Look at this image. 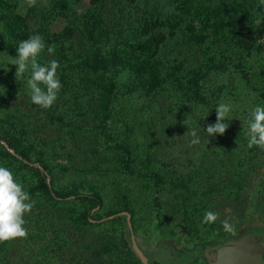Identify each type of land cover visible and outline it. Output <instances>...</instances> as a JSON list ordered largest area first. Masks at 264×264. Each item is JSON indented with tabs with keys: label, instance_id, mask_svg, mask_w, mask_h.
<instances>
[{
	"label": "rangeland",
	"instance_id": "obj_1",
	"mask_svg": "<svg viewBox=\"0 0 264 264\" xmlns=\"http://www.w3.org/2000/svg\"><path fill=\"white\" fill-rule=\"evenodd\" d=\"M8 1L13 9L0 3V38L7 44L15 42L11 29L13 20L20 21L17 16L39 25L43 13L55 12L49 28L61 33L69 25L76 27L74 10L84 12L98 3L71 0L73 6L62 10L53 0H37L32 6L30 0ZM119 1L135 26L149 13L165 19L191 12L182 14L185 21L175 35L163 27L169 37L159 58L166 75L178 61L182 70L204 68V99L173 77L152 89L126 66H111L102 78L88 68L94 62L87 58L98 50L107 55L113 42L94 45L78 32L72 39L46 42L54 52L46 47L38 57L41 63L57 60L63 80L56 101L41 108L16 79L17 65L7 67L16 54L0 47V165L12 170L35 201L24 215L26 235L0 241V264H141L132 248L133 235L157 264H208L214 247L264 229V211L242 220L227 194H253L263 177L258 168H251L249 177L242 172L249 168L246 158H254V166L261 162L253 155L264 149L250 147L245 134L249 111L264 105V6L258 0ZM204 7L215 9L218 19L242 21L247 30L213 33L206 15H193ZM190 20L209 33L204 42L187 41ZM96 78L113 83L112 93L94 84ZM220 103L234 106L224 121L228 127L208 137L204 129L217 121ZM190 126L197 129L199 143L191 142ZM240 179L250 184L244 190L233 185ZM70 192L79 197L63 196ZM121 210L132 212L131 231L124 217L99 223L85 218L88 212L97 217ZM207 210L217 214L216 224L204 223ZM224 220L232 224L230 232L223 229Z\"/></svg>",
	"mask_w": 264,
	"mask_h": 264
},
{
	"label": "trees",
	"instance_id": "obj_2",
	"mask_svg": "<svg viewBox=\"0 0 264 264\" xmlns=\"http://www.w3.org/2000/svg\"><path fill=\"white\" fill-rule=\"evenodd\" d=\"M16 2L20 0H15ZM37 0H35L36 3ZM54 6L56 8L67 10L71 6H73V2L71 4V0H53ZM98 3L87 9L84 12H77L74 10L72 13L73 19L77 20L78 23L75 25H69L65 28V30L61 33L52 32L49 28L51 21L54 19L55 12H45L42 14V21L39 25L31 24L27 17H20L17 16V19L20 21L13 20V27L11 29V38H14V44H7L5 40L0 38V47L16 54V47L18 46V42L24 39H27L30 35L39 33L45 40V42H58L62 41V39H72L77 36V33L84 37H86L92 44L98 45L102 43L104 40L108 39L107 41H112V46L110 49L106 51L107 55H103L102 53L99 54V50L94 54L87 58V61H91L93 59L94 66H90L87 64L88 68L94 70L99 75H102L104 78V73L107 69L111 66H126L130 68V70L142 81L143 85L151 86L152 89L164 87L170 80V77L175 79V82L180 83L184 88L188 86L195 95L199 99H204L203 95L200 91L201 89V80L206 76L207 71L203 68L197 67H190L189 69L185 68L184 70L181 69V61L176 62L172 72L169 74H163V59L159 58L161 53V48L163 44L167 43L168 35H175L176 29L180 26L182 22L185 21L183 15L186 13L191 14V12L187 9L181 14L177 15H170L174 19H170V16L163 19L161 18L157 12L154 14H147L142 16L138 19L137 24L130 23L131 12H127L125 6H120L121 1L119 0H97ZM0 3L5 4L8 9H13L14 5L9 3L8 0H0ZM119 9V11L117 10ZM33 7H31V10ZM207 11V12H206ZM193 15H206V26L211 25L212 31H220L228 28H235L238 32H245L247 30V26L242 21H235L234 18H225L222 17L220 19L217 18V11L212 8L204 7L203 10L197 9L193 12ZM14 14V13H13ZM183 14V15H182ZM10 19H13L11 15L9 16ZM199 17H193L192 20L195 21ZM213 18V20H212ZM48 21V22H47ZM191 20L188 22V28L186 29L188 34L186 35V39L188 42L193 43H202L208 37L209 33H205L203 31H199L198 28L195 27ZM176 23V24H175ZM169 26V34L165 31L163 27ZM157 27H161L162 29L157 30ZM132 36H128L127 34L130 31ZM179 64V66H178ZM181 69V70H180ZM183 72V73H182ZM179 75H182L179 76ZM98 82L99 78L93 80V83L99 85L103 88L104 93L106 92L107 95L111 94V89L113 88V83H106L104 79ZM173 82V80H171ZM63 80H61V83ZM106 83V84H105ZM206 99V98H205ZM229 131H233L231 128ZM257 157L259 156L261 162H256L255 166L252 164L254 158H246V163L249 165V168H245L242 172L244 175L243 177H249L251 173V168L257 169L262 171L263 170V177L258 184L257 191L253 194H240V192L228 191V199L230 198L229 202L234 206L236 209H240V212H236L240 214V218L242 220H247L248 218H253L257 211H264V149L260 153H255L253 155ZM249 161V162H248ZM242 175V174H240ZM251 176V175H250ZM248 180V178H246ZM248 181L242 179L239 181H235L233 185L237 186L241 189H245L250 184ZM229 188V185H228ZM53 191V190H52ZM232 193H236V197L232 198ZM74 194L75 196L79 197L77 192H70L65 197ZM94 200L96 205L102 204V197L99 192H96L94 195ZM123 211V210H121ZM131 212L130 210H127ZM120 211L113 212L112 214H108L106 216H93L90 212L86 214V220L91 222L99 223L103 220L118 217V218H126L125 215H120ZM132 213V212H131ZM217 221V220H216ZM211 222V224H216L217 222ZM129 227V226H128ZM132 228H128V231H131ZM257 236L264 239V229L258 227L253 229V231ZM126 241L128 244H131L130 235L127 234ZM144 249V248H143ZM141 262V260H140ZM142 264V262H141Z\"/></svg>",
	"mask_w": 264,
	"mask_h": 264
},
{
	"label": "clouds",
	"instance_id": "obj_3",
	"mask_svg": "<svg viewBox=\"0 0 264 264\" xmlns=\"http://www.w3.org/2000/svg\"><path fill=\"white\" fill-rule=\"evenodd\" d=\"M34 3L35 0H30L29 6ZM258 3L264 6V0H258ZM46 47L50 54L55 50L53 45H46L44 38L39 33L30 35L27 39L18 42L16 55L7 61V67L10 64L17 65L16 79L24 82L31 102L41 108L50 107L56 101L62 87L57 73L59 62L52 60L48 63H41L38 59ZM0 93L3 92L0 91ZM233 107L230 103H220L215 107L217 121L208 124L204 129L208 137L225 132L228 125L224 121L233 111ZM207 116L208 114L201 120ZM247 123L245 134L249 146L264 147V105H256L249 111ZM190 131L193 138L191 142L199 143L200 137L197 129L190 126ZM34 203L31 193L15 178L12 170L0 165V241H8L26 235L24 215L34 206ZM216 219L217 214L214 211L207 210L204 213V223H211ZM222 226L225 231L229 232L233 227L228 220H224Z\"/></svg>",
	"mask_w": 264,
	"mask_h": 264
},
{
	"label": "water",
	"instance_id": "obj_4",
	"mask_svg": "<svg viewBox=\"0 0 264 264\" xmlns=\"http://www.w3.org/2000/svg\"><path fill=\"white\" fill-rule=\"evenodd\" d=\"M127 224L133 228L132 213L123 210ZM132 248L138 255L142 264H151L143 247L136 237L132 236ZM208 264H264V239L254 232H248L235 237L232 241L214 247L209 253Z\"/></svg>",
	"mask_w": 264,
	"mask_h": 264
},
{
	"label": "flooded vegetation",
	"instance_id": "obj_5",
	"mask_svg": "<svg viewBox=\"0 0 264 264\" xmlns=\"http://www.w3.org/2000/svg\"><path fill=\"white\" fill-rule=\"evenodd\" d=\"M150 262H151V264H157L156 262H154V261H151V260H150Z\"/></svg>",
	"mask_w": 264,
	"mask_h": 264
}]
</instances>
